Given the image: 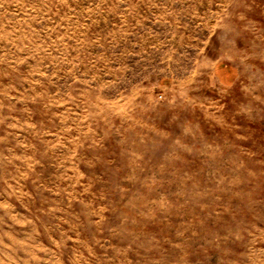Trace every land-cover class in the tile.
Listing matches in <instances>:
<instances>
[{
  "label": "rangeland",
  "instance_id": "1",
  "mask_svg": "<svg viewBox=\"0 0 264 264\" xmlns=\"http://www.w3.org/2000/svg\"><path fill=\"white\" fill-rule=\"evenodd\" d=\"M0 264H264V0H0Z\"/></svg>",
  "mask_w": 264,
  "mask_h": 264
}]
</instances>
